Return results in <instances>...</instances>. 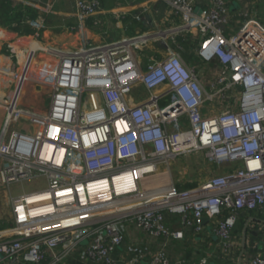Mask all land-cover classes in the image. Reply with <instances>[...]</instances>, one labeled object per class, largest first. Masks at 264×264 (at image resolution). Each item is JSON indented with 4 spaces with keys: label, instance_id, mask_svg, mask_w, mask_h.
I'll return each mask as SVG.
<instances>
[{
    "label": "built area",
    "instance_id": "1",
    "mask_svg": "<svg viewBox=\"0 0 264 264\" xmlns=\"http://www.w3.org/2000/svg\"><path fill=\"white\" fill-rule=\"evenodd\" d=\"M160 2L167 5V18L179 23L54 51L59 63L45 114L23 108L19 93L0 102V186L37 185L12 198V224L0 229V264H71L72 255L79 264H116L113 255L132 225L157 238L184 239V230L168 224L167 213L182 215L196 233L208 218L229 254L241 213H264V25L251 17L250 0H240L246 7L242 27L231 35L227 0L149 5ZM205 2L209 10H200ZM76 6L85 19L101 9V1L77 0ZM112 15L144 20L123 8ZM194 30L201 38L199 61L221 67L210 87L201 82L200 64L187 63L171 47L143 68L135 49L155 37L167 41ZM127 40L136 42L125 46ZM219 98L227 104L216 112ZM193 153L235 166L190 189L173 182L147 185L161 164ZM126 249L125 264L149 256L137 245ZM150 255V264H173L162 250ZM246 264H264V254Z\"/></svg>",
    "mask_w": 264,
    "mask_h": 264
},
{
    "label": "crops",
    "instance_id": "2",
    "mask_svg": "<svg viewBox=\"0 0 264 264\" xmlns=\"http://www.w3.org/2000/svg\"><path fill=\"white\" fill-rule=\"evenodd\" d=\"M100 1L101 9L95 15L84 19L77 9V0H0V5L8 9L4 14L8 15V18H4L3 24L0 22V102L8 98L9 94L12 96L20 93L21 82L18 81L20 74L34 73L37 77V87L40 86L42 90L50 89L49 101L42 105L41 101L37 100L38 103L35 102L33 106H28L21 103L20 94L18 97L21 106L26 110L45 114L52 98L50 78L59 63V56L54 51L77 50L84 47L88 40L94 45H103L118 41L126 36L125 31L129 28L126 20L129 18L117 19L113 17L112 9L123 8L131 15L140 14L144 17L143 21L136 22V35L148 31L155 32L179 23L176 18H167V5L163 2L149 5L150 0ZM227 1L229 2L227 34L231 35L240 31L243 23L242 12L246 7L240 0ZM209 6L205 2L200 5L199 9L209 10ZM247 6L251 17L264 25V0H250V5ZM26 26L32 30L31 34L25 33ZM15 27L19 29H15ZM141 38L144 40V37ZM200 42L201 38L197 30L178 34L175 39L170 37L167 41L155 37L146 45L148 53L146 56H150V58L162 57V46L165 45V51L171 47L178 51L187 63L200 64L201 82L205 87H210L221 67L216 62L204 64L199 61L196 51ZM130 44L132 43L128 45ZM13 48L17 50V53L13 52ZM23 55L25 59L22 62L21 56ZM138 58H141L139 54ZM142 63L143 68H146L148 63ZM137 91L138 93L144 92L142 87H139ZM36 98L38 99V94ZM2 118L3 110H0V127L3 123ZM189 156L188 158L191 159ZM186 162L182 164L183 167H180V173L183 175L176 177L179 187L183 189L193 188L212 175H222L232 169V164L229 163L225 164L228 169L216 170L213 167L215 171L212 175H205L198 168V172L192 177H185V174L188 173ZM181 178L184 181L180 182ZM190 178L192 179L190 180ZM198 179L200 180L198 181ZM166 218L172 228L184 230V239L157 238L132 225L127 230L126 242L113 255L115 263H126L130 256L126 253V248L131 244L149 250V256L138 264H150V254L161 250L169 256L173 264L195 263L204 258L207 259L208 264H246L252 256L264 254V213L262 212L254 210L241 213L233 230V248L229 254L221 250V240L215 233L213 222L208 218L205 220V227L201 233H196L193 229L186 227L182 215L167 213ZM11 224L12 222L9 225ZM1 227L3 228V226ZM68 262L79 264L80 261L76 255H72L68 258Z\"/></svg>",
    "mask_w": 264,
    "mask_h": 264
},
{
    "label": "rangeland",
    "instance_id": "3",
    "mask_svg": "<svg viewBox=\"0 0 264 264\" xmlns=\"http://www.w3.org/2000/svg\"><path fill=\"white\" fill-rule=\"evenodd\" d=\"M126 24L129 27L127 31H125L126 35L129 37L136 36L137 32V23H134L132 20L127 19ZM88 43H92L91 41L88 40ZM111 43V42H110ZM125 45H128V40L125 41ZM163 47L162 50V57H165L167 55V52L165 51V47ZM142 48V49H141ZM140 49H135V51L141 56L140 60L142 62L149 63L151 62V59H160L161 57H153L150 58V56H146L148 54L146 52L147 48L146 45L142 46ZM45 57V54H44ZM34 69V68H33ZM37 77H35L34 73L30 72H24L23 74H20L19 80L21 82L20 85V97H21V103L28 105V106H33L34 103H38L37 100L41 101V104L43 105L45 102L49 101L50 98V89L42 88L40 86L37 87V82H36ZM20 84V83H19ZM238 89L235 90V92ZM211 91V89H209ZM42 95L41 97L39 96L40 94ZM38 94V99L36 98ZM11 95L9 94L7 97H10ZM12 95L11 97H13ZM228 96V94H227ZM165 103H168V101H164ZM88 104V103H87ZM163 104V103H162ZM227 104L226 99H220L217 105L215 106L216 112H219L221 109H224L225 105ZM24 105V106H25ZM50 105V103H49ZM212 104H208L206 108L211 107ZM48 108V107H47ZM31 112V111H30ZM32 113V112H31ZM25 123L24 120L21 121L22 124ZM21 128V125H18ZM27 126V125H26ZM189 155H184V156H179L176 159L172 160L169 165L167 164H161L158 168V171L153 177L148 178L147 181H150L149 184H147L150 188H154L155 186L159 185H166L170 182L177 183L176 177L182 176L183 173H180V167H183V163L187 164V171L185 177H192L196 172L201 170V173H204L205 175L213 173L215 169H228V166L223 164L221 166L213 164L209 160L206 159V156L204 153H193L188 158ZM195 161V162H194ZM198 165V166H197ZM201 165V167H200ZM205 165V166H204ZM235 164L231 165L233 168ZM189 167V168H188ZM215 167V169L213 168ZM230 167V168H231ZM203 178V177H202ZM192 178H190L191 180ZM200 179H198L199 181ZM184 181V179H180V182ZM178 184V183H177ZM179 186V184H178ZM37 187L36 183L34 182H24L21 184L13 185L11 187H3V185L0 186V227L8 225L12 222V198L19 194H23L26 192H30L32 190H35Z\"/></svg>",
    "mask_w": 264,
    "mask_h": 264
},
{
    "label": "trees",
    "instance_id": "4",
    "mask_svg": "<svg viewBox=\"0 0 264 264\" xmlns=\"http://www.w3.org/2000/svg\"><path fill=\"white\" fill-rule=\"evenodd\" d=\"M8 9H6V7H3V5H0V22L3 24L4 23V18H8V15L7 16H5L4 14H5V12L7 11ZM21 27H22V25H20ZM20 26H19V28H20ZM18 27H15V29H19ZM25 33L26 34H31L32 33V30H30V28L28 27V26H26V28H25ZM233 169V168H232ZM260 212V211H259ZM7 226H9V224L8 225H5V226H3V228L4 227H7ZM0 228H2V227H0Z\"/></svg>",
    "mask_w": 264,
    "mask_h": 264
},
{
    "label": "bare ground",
    "instance_id": "5",
    "mask_svg": "<svg viewBox=\"0 0 264 264\" xmlns=\"http://www.w3.org/2000/svg\"><path fill=\"white\" fill-rule=\"evenodd\" d=\"M139 40H143L142 38H140ZM133 42H136V41H133V40H128V43H133ZM125 45V44H124ZM125 46H128V45H125ZM21 61L23 62L24 61V59H25V57H24V55L23 56H21ZM38 69V68H37Z\"/></svg>",
    "mask_w": 264,
    "mask_h": 264
},
{
    "label": "water",
    "instance_id": "6",
    "mask_svg": "<svg viewBox=\"0 0 264 264\" xmlns=\"http://www.w3.org/2000/svg\"><path fill=\"white\" fill-rule=\"evenodd\" d=\"M207 218H205V220H206Z\"/></svg>",
    "mask_w": 264,
    "mask_h": 264
}]
</instances>
